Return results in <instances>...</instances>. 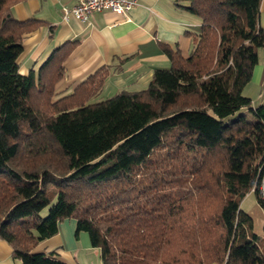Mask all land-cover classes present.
<instances>
[{"label": "trees", "instance_id": "16d2710c", "mask_svg": "<svg viewBox=\"0 0 264 264\" xmlns=\"http://www.w3.org/2000/svg\"><path fill=\"white\" fill-rule=\"evenodd\" d=\"M0 0V239L22 264H67L35 247L75 221L102 264H264L241 208L264 185V104L243 90L264 50L261 0H175L200 22L192 49L146 88L94 102L108 69L55 94L68 42L27 75L18 21ZM47 213L42 215L44 210Z\"/></svg>", "mask_w": 264, "mask_h": 264}, {"label": "crops", "instance_id": "0c3cea01", "mask_svg": "<svg viewBox=\"0 0 264 264\" xmlns=\"http://www.w3.org/2000/svg\"><path fill=\"white\" fill-rule=\"evenodd\" d=\"M81 0H24L11 8L18 21L37 20L40 26L26 34L22 52L17 58L18 72L37 74L39 67L53 50L68 42L63 61L64 76L55 86V94L71 93L80 83L101 67L108 69L101 93L113 97L121 91L146 88L156 69H167L170 62L163 45L188 54L192 35L199 32L200 22L175 6V0H136L129 21L109 10L92 13L86 21L65 15ZM260 25L264 26V0L260 2ZM258 91L251 99V110L264 104V50H258L257 64L247 84ZM246 86V87H247ZM245 87V88H246ZM244 88V89H245ZM251 91V90H250ZM98 94V95H100ZM34 252L50 254L67 264H89L91 256L100 257L98 248L82 234H75V221L58 224L57 233L39 243ZM69 257L73 259L68 260ZM0 264H22L12 255L10 245L0 239ZM100 264V263H99Z\"/></svg>", "mask_w": 264, "mask_h": 264}, {"label": "built area", "instance_id": "2783aa9c", "mask_svg": "<svg viewBox=\"0 0 264 264\" xmlns=\"http://www.w3.org/2000/svg\"><path fill=\"white\" fill-rule=\"evenodd\" d=\"M136 6V0H81L79 3L64 9L65 15H73L75 18L86 21L92 13L109 10L129 21V13ZM259 200L264 205V185L259 187Z\"/></svg>", "mask_w": 264, "mask_h": 264}, {"label": "rangeland", "instance_id": "374dc122", "mask_svg": "<svg viewBox=\"0 0 264 264\" xmlns=\"http://www.w3.org/2000/svg\"><path fill=\"white\" fill-rule=\"evenodd\" d=\"M262 50V49H261ZM251 90V91H250ZM243 95L247 96V94H251L254 95L257 98L258 95V91L257 89H255V87L250 86L248 88V86L243 90ZM107 92H103L100 95H98L97 97H95L94 99H92V101L94 102H98V101H102V100H106L110 97H108L109 95H106ZM251 107L250 106L247 116H252L251 114ZM240 208L246 213L248 214L252 220H253V232L259 236V237H263V223H264V208L261 207V205L257 202V199L255 197V194L253 191H250L248 194H246V196L242 199L241 203H240ZM47 213V210L45 209L42 212V215L45 216V214ZM83 235H85V237L88 239V235L85 232H82ZM70 262H74L73 259H71V257H69L68 259ZM90 263L89 264H102L100 257H96V259L94 260V258L91 256L89 259H87ZM70 264V263H69Z\"/></svg>", "mask_w": 264, "mask_h": 264}]
</instances>
